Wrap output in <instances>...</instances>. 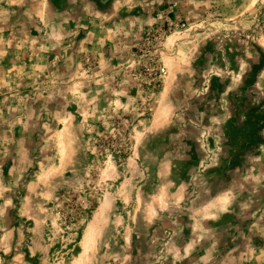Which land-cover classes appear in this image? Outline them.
<instances>
[{
    "label": "rangeland",
    "instance_id": "rangeland-1",
    "mask_svg": "<svg viewBox=\"0 0 264 264\" xmlns=\"http://www.w3.org/2000/svg\"><path fill=\"white\" fill-rule=\"evenodd\" d=\"M0 264H264V0H0Z\"/></svg>",
    "mask_w": 264,
    "mask_h": 264
}]
</instances>
